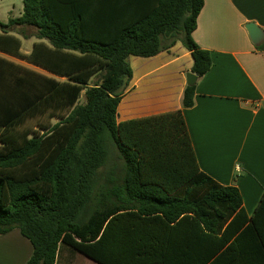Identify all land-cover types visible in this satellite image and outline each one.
Masks as SVG:
<instances>
[{
	"label": "trees",
	"instance_id": "16d2710c",
	"mask_svg": "<svg viewBox=\"0 0 264 264\" xmlns=\"http://www.w3.org/2000/svg\"><path fill=\"white\" fill-rule=\"evenodd\" d=\"M204 4L23 0L20 17L0 21V50L54 76L0 58V235L30 240L27 264H59L66 250L98 264H264V195L250 218L236 187L200 169L183 112L196 85L183 109L118 122L130 57L180 42L192 73L210 71L192 36ZM33 35L24 54L20 36ZM250 236L258 255L230 258Z\"/></svg>",
	"mask_w": 264,
	"mask_h": 264
},
{
	"label": "crops",
	"instance_id": "0c3cea01",
	"mask_svg": "<svg viewBox=\"0 0 264 264\" xmlns=\"http://www.w3.org/2000/svg\"><path fill=\"white\" fill-rule=\"evenodd\" d=\"M204 2L192 36L211 52L213 66L198 77L194 106L183 112L201 171L221 185L236 187L244 212L251 218L264 195V50L251 41L245 26L255 23L264 32V0ZM0 58L34 70L29 67L34 65L11 53L0 50ZM129 63L133 78L118 108L119 123L183 109L186 75L193 59L180 42L155 57H130ZM258 223L264 230V215ZM235 241L233 236L214 256L221 257ZM243 243L242 250L240 246L230 258L258 255L257 238L250 236ZM33 251L30 240L18 229L0 235V264H27ZM76 254L80 253L66 250L59 264L72 262ZM224 262L221 259L219 264Z\"/></svg>",
	"mask_w": 264,
	"mask_h": 264
},
{
	"label": "rangeland",
	"instance_id": "374dc122",
	"mask_svg": "<svg viewBox=\"0 0 264 264\" xmlns=\"http://www.w3.org/2000/svg\"><path fill=\"white\" fill-rule=\"evenodd\" d=\"M23 0H0V21L3 23H8L10 19L18 18L23 13ZM17 31L19 30L18 28ZM30 30V31H29ZM29 34H33L34 31L32 29H27ZM22 52L25 54L26 52H30L32 45L37 42V38L33 35L29 40L22 39ZM20 64H25L24 62L18 60ZM26 65V64H25ZM29 67L33 68L36 71H39L43 74L48 73L44 72L43 70L36 68L34 66L29 65ZM81 101H84V95L81 98ZM53 123L57 122V119L52 120ZM62 264H97L93 261H90L85 256L81 254H76L72 262L68 263L66 260L62 261Z\"/></svg>",
	"mask_w": 264,
	"mask_h": 264
},
{
	"label": "water",
	"instance_id": "95a60500",
	"mask_svg": "<svg viewBox=\"0 0 264 264\" xmlns=\"http://www.w3.org/2000/svg\"><path fill=\"white\" fill-rule=\"evenodd\" d=\"M246 30L248 31L249 37L251 41L256 45L259 46L264 41V32L261 28H259L255 23H248L245 26ZM187 85L194 86L197 82V75L192 72L187 73L186 75Z\"/></svg>",
	"mask_w": 264,
	"mask_h": 264
}]
</instances>
